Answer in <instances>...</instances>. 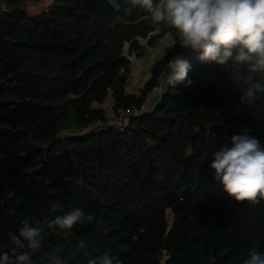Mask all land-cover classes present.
Here are the masks:
<instances>
[{"label": "trees", "instance_id": "16d2710c", "mask_svg": "<svg viewBox=\"0 0 264 264\" xmlns=\"http://www.w3.org/2000/svg\"><path fill=\"white\" fill-rule=\"evenodd\" d=\"M4 1L0 99L11 102L0 104V126L25 129L0 130V254L25 219L43 226L73 208L95 220L45 229L41 249L29 252L34 264L56 255L88 264L105 252L119 264H244L249 249L264 253V201H235L211 168L233 135L264 146V90L251 105L239 100L249 81L264 89V73L203 64L177 43L129 93L141 40L154 46L170 34L174 43V29L139 8L126 14L129 0H117L119 12L109 0H54L36 14L26 3L41 0ZM177 54L192 66L191 84L168 88L166 64ZM60 133L68 136L43 147Z\"/></svg>", "mask_w": 264, "mask_h": 264}, {"label": "clouds", "instance_id": "9594fccd", "mask_svg": "<svg viewBox=\"0 0 264 264\" xmlns=\"http://www.w3.org/2000/svg\"><path fill=\"white\" fill-rule=\"evenodd\" d=\"M116 12L117 0H109ZM126 14L139 8L149 14L153 23L166 24L175 30L173 45L198 53L203 64L229 63L245 67L248 73H264V0H129ZM190 62L177 54L166 64V86L191 81L188 73ZM264 90L249 81L239 96L242 104L255 102L258 91ZM211 168L223 190L237 202L257 204L264 201V146L256 137L247 134L233 135L212 154ZM95 220L81 208L45 221L43 226L32 227L25 219L18 234H11L14 247L11 252L0 254V264H34L29 252L41 249L45 229L67 232L85 221ZM97 223L102 221L97 220ZM79 249H87L82 240ZM244 264H264V253L249 249ZM51 264H65L58 255L50 257ZM88 264H119V259L107 252L94 257Z\"/></svg>", "mask_w": 264, "mask_h": 264}, {"label": "crops", "instance_id": "0c3cea01", "mask_svg": "<svg viewBox=\"0 0 264 264\" xmlns=\"http://www.w3.org/2000/svg\"><path fill=\"white\" fill-rule=\"evenodd\" d=\"M166 41L168 40V44L167 45H164L162 44V40H165ZM141 43L146 45V48H145V54L144 56L142 57H137L135 56L136 58L132 59L131 57V60H132V73H131V78L127 84V91L129 93H137V92H140V89L144 86L145 82L151 77V74H152V67H153V64L155 62L156 59H162L164 58V56L166 55L167 53V47L172 45L173 44V38L170 34H167L164 38H162L157 44H155L154 46H149L147 45L146 43V40H141ZM162 45V46H161ZM161 46V47H160ZM151 47H159L158 51H157V56L156 54L153 55V53L151 54H148V49L151 48ZM156 58H153L155 57ZM138 60H141L140 61V64H141V70L138 72L139 75L145 73V77H144V80H143V83L139 84V85H136L134 83V85H132V74L134 72L133 68H134V64L136 62H138ZM138 66V65H137ZM139 67V66H138ZM147 69V70H146ZM152 93H154L153 95H151ZM149 96V105H153L158 99H159V92H152ZM107 102H111L113 104V99L110 97L107 99ZM105 102V104L107 103ZM104 104V106H105Z\"/></svg>", "mask_w": 264, "mask_h": 264}, {"label": "rangeland", "instance_id": "374dc122", "mask_svg": "<svg viewBox=\"0 0 264 264\" xmlns=\"http://www.w3.org/2000/svg\"><path fill=\"white\" fill-rule=\"evenodd\" d=\"M53 2H54V0H41V1H39V2H27L26 3V7H27V9L32 13V14H36V13H38V12H41V11H43V10H46V9H48L49 8V6L50 5H52L53 4ZM162 44H164V45H167L168 44V40L166 41V39L165 40H162ZM162 46V45H161ZM160 46V47H161ZM158 49H159V47H151V48H149L148 49V54H151V53H153V55H155L156 54V56L158 55L157 54V51H158ZM156 56L155 57H153V58H156ZM131 57H132V59H134V58H136L135 57V55H131ZM140 61L141 60H138V62H136L134 65V68H133V70H134V72H133V78H132V85H134V83L136 84V85H139V84H141V83H143V80H144V77H145V73H143V74H141V75H139L138 74V72L141 70V64H140ZM139 67H138V66ZM147 70V69H146ZM155 92H158V91H155ZM154 93H152L151 95H153ZM105 107H106V110H107V112L111 115V114H113V111H112V103L111 102H107L106 104H105ZM114 118V117H113ZM127 121H125L124 123H126ZM124 123H122V121H116L115 122V124H117V125H119V124H124ZM168 219H169V223L171 224L172 223V221H173V216H172V214H171V212L170 211H168Z\"/></svg>", "mask_w": 264, "mask_h": 264}, {"label": "water", "instance_id": "95a60500", "mask_svg": "<svg viewBox=\"0 0 264 264\" xmlns=\"http://www.w3.org/2000/svg\"><path fill=\"white\" fill-rule=\"evenodd\" d=\"M5 10H7V3L4 0H0V11H5ZM4 82H5V80L0 83V89H1ZM7 102H11V100L0 99V104L7 103ZM24 129H25V127H18L17 129H14V128L9 127V126H0V130H6L9 132H19V131L24 130ZM30 136H32L31 133H30ZM67 136H68L67 134L60 133L56 137H54L51 141H49L47 144H45L43 147L47 148L50 146V144H52V142H55L57 140H61ZM168 248H169V244H168V241L166 240L165 249L167 250Z\"/></svg>", "mask_w": 264, "mask_h": 264}, {"label": "built area", "instance_id": "2783aa9c", "mask_svg": "<svg viewBox=\"0 0 264 264\" xmlns=\"http://www.w3.org/2000/svg\"><path fill=\"white\" fill-rule=\"evenodd\" d=\"M158 90H159V87H155V88L153 89V92H154V91H158ZM146 106H147V104H144V105H143L144 108H145ZM129 112H130V111H127L126 113H129ZM133 112H134V113H138L139 111H138V109H134ZM119 120H120V119H119Z\"/></svg>", "mask_w": 264, "mask_h": 264}]
</instances>
